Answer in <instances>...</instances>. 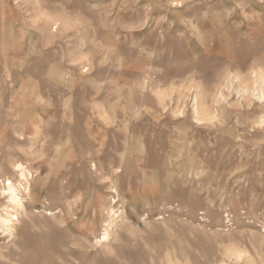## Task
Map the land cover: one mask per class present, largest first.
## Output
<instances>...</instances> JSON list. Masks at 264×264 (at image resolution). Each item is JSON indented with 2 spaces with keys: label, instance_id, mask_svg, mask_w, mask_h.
Listing matches in <instances>:
<instances>
[{
  "label": "rangeland",
  "instance_id": "374dc122",
  "mask_svg": "<svg viewBox=\"0 0 264 264\" xmlns=\"http://www.w3.org/2000/svg\"><path fill=\"white\" fill-rule=\"evenodd\" d=\"M0 264H264V0H0Z\"/></svg>",
  "mask_w": 264,
  "mask_h": 264
},
{
  "label": "bare ground",
  "instance_id": "6f19581e",
  "mask_svg": "<svg viewBox=\"0 0 264 264\" xmlns=\"http://www.w3.org/2000/svg\"><path fill=\"white\" fill-rule=\"evenodd\" d=\"M5 193L9 196L10 198V201L16 205V206H22V202H21V199H20V194H19V189L16 188L12 182H9L8 185H7V189L5 190ZM11 217V216H10ZM13 218V217H12ZM12 218H9V219H3V223L5 225H7L8 227V230H11V224H12ZM16 219V218H15Z\"/></svg>",
  "mask_w": 264,
  "mask_h": 264
},
{
  "label": "crops",
  "instance_id": "0c3cea01",
  "mask_svg": "<svg viewBox=\"0 0 264 264\" xmlns=\"http://www.w3.org/2000/svg\"><path fill=\"white\" fill-rule=\"evenodd\" d=\"M117 108L118 110L121 108V103L119 104V102H113L111 105H109V110L108 112L112 115L114 113H117ZM11 182V181H10ZM13 184V183H12Z\"/></svg>",
  "mask_w": 264,
  "mask_h": 264
}]
</instances>
